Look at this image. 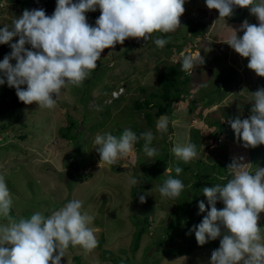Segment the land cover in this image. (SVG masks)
<instances>
[{
    "label": "rangeland",
    "instance_id": "rangeland-1",
    "mask_svg": "<svg viewBox=\"0 0 264 264\" xmlns=\"http://www.w3.org/2000/svg\"><path fill=\"white\" fill-rule=\"evenodd\" d=\"M24 1L28 4L22 8L14 1L0 0V28L11 26L12 20L21 16L25 9L42 8L46 15L51 16L56 7V0ZM188 7L192 8L190 15L194 20L198 18L196 21L205 22V36L210 41H203L201 37L203 42L199 52L204 63L187 71L192 72V84L185 90L184 99L172 105L168 116L162 119L166 122V131L157 130L158 117L154 119V124H149L144 117L146 109L143 107L136 112L131 105L137 99H147L150 92L157 90L158 70L164 71L169 63L181 61L186 54L197 53L195 41L187 37L189 28L185 22L186 11L180 17L181 26L174 32L153 33L152 39L147 42L142 38H129L123 44L105 49L88 78L79 86L68 85L62 89L54 108H40L35 103L25 105L20 102L18 107L0 114V175L4 176L11 194V216L16 219L29 218L37 211L47 216L67 202L79 200L82 202V212L95 217L89 226L95 230L98 246L86 253L80 246L70 245L61 264H75V256L80 257L81 264H112L100 256L106 250L120 255L121 259L132 256L133 261L140 262L143 257L144 264H210L212 252L219 248V245L211 246L213 243L194 247L189 254L178 257H163L156 246L144 254L142 252L145 245L157 241L158 234L168 224L167 218H171L169 212L175 207L170 198L160 194L159 187L163 181L154 178L153 174L152 164L156 157L160 158L163 154L162 140L168 145V150L171 148L169 158L180 162L183 161L172 152L176 144L202 142L196 146V158L187 162L190 165L201 158L214 164L217 171L221 169L218 161L229 156L231 162L243 157L242 163L249 164V170L253 172L257 165L264 167V145L243 147V142L235 138L234 131L227 123L237 116L249 118L251 93L264 87L263 78H258L255 72L247 68L248 59L242 58L226 43L232 34L231 28L238 30L244 21L238 25L230 24L218 14L207 12L202 0H198L194 6L185 1L184 8ZM85 15L87 22L95 26L100 10L97 8L95 12H86ZM245 20L250 24H259L250 11ZM237 35L242 36L243 33L237 31ZM158 37L167 40L171 44L170 48L165 47L168 43L162 48L157 47L154 40ZM218 39L219 43L216 42ZM17 41L18 37H14L9 43L11 45ZM178 44H186L180 54L175 53V45ZM25 47L31 50L30 45ZM3 58L0 55V61ZM11 63L14 65L15 61ZM228 77H231L229 82ZM5 86L6 82L0 85V92ZM21 87L26 88V85ZM112 89L122 90V95L116 100L109 97ZM211 96L221 99L216 104L204 105L207 97ZM191 101L199 106L198 110L190 107ZM217 119L226 123L227 130L225 127L221 131L219 126L213 124ZM134 123L144 133H153L154 138L148 146L156 149L155 155L149 157L146 154L143 150L145 139L131 130L140 137L133 152L119 158L113 165H99L100 156L94 144L96 135L108 132L119 137ZM69 125L72 127L69 137H61L62 132L68 133L66 126ZM220 131L222 133L218 135ZM76 147L81 148L79 157L74 155ZM170 172L167 167L162 169L161 174L166 178ZM187 172L189 174V170ZM229 176L230 171L225 178L231 179ZM129 178L137 179L138 183L129 185ZM183 184L184 189H187L186 183ZM216 184L224 183L220 179L211 186ZM188 191L183 192V198L190 205L189 196L192 197V194ZM140 195L145 196L143 203L139 200ZM201 201L207 208L204 195ZM222 204L217 202L218 210ZM195 213L202 219L206 215V212ZM146 214H149L147 231L139 249L132 255L128 250L134 231L131 216L141 218ZM5 222L0 218V223ZM258 226L264 232V212L260 214ZM121 250L127 254L121 253Z\"/></svg>",
    "mask_w": 264,
    "mask_h": 264
},
{
    "label": "clouds",
    "instance_id": "clouds-1",
    "mask_svg": "<svg viewBox=\"0 0 264 264\" xmlns=\"http://www.w3.org/2000/svg\"><path fill=\"white\" fill-rule=\"evenodd\" d=\"M205 3L207 12L218 10L220 18L232 16L234 8L239 7L249 9L258 19V25L244 20L238 30L231 28L232 34L226 43L248 59L247 68L258 78L264 77V0H205ZM184 4L185 0H56L51 16L42 8L25 9L12 20L11 26L0 28V44L18 37V41L10 45L11 53L0 61V85L6 82L10 88H15L19 101L25 105L35 103L40 108L52 109L62 89L68 85L79 86L89 77L105 49L123 44L129 38H142L147 42L153 33L174 32L181 26ZM97 8L100 15L92 26L85 13L95 12ZM237 31L243 35L238 36ZM205 33L206 28L203 35L188 37L195 41L198 50L182 57V71L204 63L199 46L205 40L210 41ZM154 43L162 48L168 41L158 37ZM26 45H30L31 50ZM233 73L236 75L234 69ZM25 85L26 88L21 87ZM120 95L122 90H110V98L118 99ZM251 98L249 118L237 116L227 121L235 138L242 141L245 148L264 145V87L252 92ZM161 115H165L161 120L168 116L167 113ZM157 122V130L166 131V122ZM141 137L145 139L143 150L149 157L154 156L156 149L148 146L153 133H141ZM139 139L131 130H124L119 137L108 132L97 134L94 144L100 156L99 165H113L129 155ZM172 152L185 163L198 154L196 145L190 142L176 144ZM242 160L243 157L233 159L228 165L231 179L225 184L202 189L208 207L203 201L198 207L200 213L206 212V215L190 232L195 233L200 246L222 237L219 248L211 254L210 264H264V232L258 226L260 214L264 212V167L257 165L253 172ZM175 172L179 175L182 169L177 167ZM137 183L135 178L128 180L129 185ZM183 189L181 180L169 176L159 192L163 197L177 198ZM139 200L143 203L145 196L140 195ZM218 201L224 205L219 210ZM12 203L5 178L0 175V218L6 221L0 223V264H61L70 245L80 246L86 253L98 246L95 230L89 226L95 217L82 212L81 201H69L47 216L37 211L29 218L19 219L10 214Z\"/></svg>",
    "mask_w": 264,
    "mask_h": 264
},
{
    "label": "trees",
    "instance_id": "trees-1",
    "mask_svg": "<svg viewBox=\"0 0 264 264\" xmlns=\"http://www.w3.org/2000/svg\"><path fill=\"white\" fill-rule=\"evenodd\" d=\"M10 1L18 3L22 8H25L28 4L27 1L24 0ZM185 1L192 3L193 6L198 2V0ZM202 1L206 6L205 0ZM185 11L188 12V14L185 13V22L189 28L187 37L195 38V36L203 35L205 22L203 20L196 21L198 18L194 20L192 15H190L192 11L191 7H188L187 9L185 8ZM210 11L219 15L218 10L211 9ZM248 11L249 9L247 8L235 7L233 15L223 19L227 20L230 23H241L246 19ZM170 46V43L165 45V47L167 48H170ZM183 46L184 44L175 45V53L180 54ZM11 51L12 49L10 43L0 44V55H8L11 53ZM170 54H172V51ZM165 68L166 69L164 71L158 70L157 72V77L159 79V87L157 88V90L155 92H150L147 99H144L143 101L137 99L133 101L131 105L132 109H134L136 112L140 111L143 107L146 109L144 112V117L149 124H154V119H156L159 115L163 113L169 114L172 105L184 98L185 90H187L190 84H192L190 83L192 82V72L182 71L180 61L169 63ZM229 78L231 77L227 78L228 82L230 81ZM262 78L264 80V77ZM219 89H221V87ZM207 98L208 100L204 102V105L216 104V102L221 99H216L212 96ZM19 105L20 101L16 95L15 88H10L8 85L2 88V91L0 92V114L4 113L7 110L14 109ZM190 107L193 109L195 108L196 110H198L199 108V106L195 105L194 101H191ZM213 124L215 126H219V130L221 131L225 129V125L222 119H217L215 122H213ZM66 127L68 129V133L66 134L62 132L60 134V136L63 138L67 136L69 137L68 134L71 132V125H69V127ZM128 130L138 132V134L140 135L141 133H144L143 130H139V127L136 123L132 124L131 128L129 127ZM153 130L155 131L154 128ZM221 131L218 132V135L222 133ZM202 136L204 135L202 134ZM217 138H219V136ZM162 142L163 147H161L162 149H160L162 150L163 154L162 156H160V158L156 157L154 163L152 164L154 166V178L164 182L167 178H169V176H171L172 178L181 180L183 183L185 182L187 185V189H183L179 197L170 198L172 200V203H175V207L172 209V211L169 212L171 218H167L168 224L165 226L162 233L160 235L158 234L157 241H153L152 244L145 245L142 252L144 254L150 248H152V246H156L155 248L158 250V253L161 254V256L178 257L180 255L189 254V251L194 247H200L195 239V233L190 232V229L194 225H198L202 221V218L198 217V213H195V211H199L198 202L199 200L201 201L203 195L202 189L206 186L211 187V185L215 184L216 181H219L220 179L224 184L227 182L228 179L225 177L228 176L229 170H227V168L231 163V159L229 156H224V159H222V161H218L219 167L223 169V171H221V169H218L216 171L214 164L207 163L201 158H198L196 160L197 164L194 163V168L191 169V166L193 165H190L189 163L170 159L169 155L171 154L169 153V150L171 148H169L168 150V145L164 140H162ZM200 144L201 143L196 142L195 145L199 146ZM80 149V147L74 148V155H78L79 157ZM167 167L170 168L171 172L167 176H165L166 178H164V176L161 174V171L162 169L164 170ZM177 167H180L182 169V172L179 175H177V173L175 172V169ZM148 169L152 170V168L150 167ZM187 170H189V174ZM184 175H187V178H185ZM229 178H231V176H229ZM184 190H189L187 193L192 194V197L189 196L190 205L189 203H185V199L183 198V192H185ZM223 207L224 206L222 204V207L220 208L222 209ZM148 217L149 214H146L141 218L137 215L131 216L134 231L131 235L129 245L130 247H128V250L132 255H135V252L139 249L140 242L147 231V227L149 224ZM173 232L175 233L173 234ZM221 238L222 237H219L216 240H209L206 244L213 243L211 246H218ZM206 244H204L203 246H205ZM121 253L127 254L124 250H121ZM100 256L102 259H108L112 264H144L142 256L140 262L133 261L131 259L132 256H125L124 259H121L120 255L111 254L109 250L104 251V253ZM75 260V264H81L79 256H75Z\"/></svg>",
    "mask_w": 264,
    "mask_h": 264
},
{
    "label": "water",
    "instance_id": "water-1",
    "mask_svg": "<svg viewBox=\"0 0 264 264\" xmlns=\"http://www.w3.org/2000/svg\"><path fill=\"white\" fill-rule=\"evenodd\" d=\"M163 117H165V115H160V116L158 117V121H160L161 118H163Z\"/></svg>",
    "mask_w": 264,
    "mask_h": 264
},
{
    "label": "crops",
    "instance_id": "crops-1",
    "mask_svg": "<svg viewBox=\"0 0 264 264\" xmlns=\"http://www.w3.org/2000/svg\"><path fill=\"white\" fill-rule=\"evenodd\" d=\"M247 154V153H246Z\"/></svg>",
    "mask_w": 264,
    "mask_h": 264
}]
</instances>
